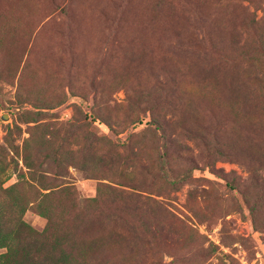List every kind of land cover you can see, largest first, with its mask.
Segmentation results:
<instances>
[{
    "label": "rangeland",
    "instance_id": "obj_1",
    "mask_svg": "<svg viewBox=\"0 0 264 264\" xmlns=\"http://www.w3.org/2000/svg\"><path fill=\"white\" fill-rule=\"evenodd\" d=\"M155 101L163 131L146 125ZM263 121L264 0H0V188L15 185L0 201L18 197L33 229L14 244L74 235L110 264H264L249 210L264 181L240 158L264 179L247 138Z\"/></svg>",
    "mask_w": 264,
    "mask_h": 264
},
{
    "label": "trees",
    "instance_id": "obj_2",
    "mask_svg": "<svg viewBox=\"0 0 264 264\" xmlns=\"http://www.w3.org/2000/svg\"><path fill=\"white\" fill-rule=\"evenodd\" d=\"M252 3L250 2V5ZM256 23H251L252 28L255 29ZM251 28V29H252ZM250 77V76H249ZM248 77V78H249ZM253 79L256 80V77H253ZM233 90V88H232ZM248 96V93H246V97ZM159 106L157 105L156 101L153 102L150 105L149 111L150 113V119L147 121L146 125L149 127H153V129H159L160 131L164 130V118L162 119L159 114L157 113ZM135 123L141 124V120L137 117L135 119ZM134 123V124H135ZM258 123L256 124V126ZM255 127V126H254ZM255 133H253L252 138L247 136L250 143L255 142L258 138L260 140V143L264 145V121L260 123L259 127L254 130ZM218 154L222 157H225L229 154H225L222 151H218ZM176 155V154H175ZM240 158L247 159L246 161H241L243 166L247 169L248 172V179L252 180L253 182H257L258 180L264 181V179H260V174L257 172V167L254 166V162L256 160L253 158L252 155L249 154L247 156H243ZM167 161H169L167 158H165ZM244 159V160H245ZM167 161L165 162L162 159V172L166 173V170L164 166L167 164ZM260 162L264 164V159H262ZM25 165L28 166V164L25 162ZM194 167L186 168L181 174L179 178H175L172 181L173 185H178L181 182H185L191 175ZM230 189H238L235 185H227ZM15 191V185L11 186L9 188L3 189L0 188V195L1 194H8L13 193ZM110 197H115L117 199L123 200L126 202V200H133L136 203H141L142 198L134 197L135 195L133 193L123 192L119 190L110 189L109 190ZM50 194L44 195L43 197L47 198ZM138 198V202L136 200ZM88 203V202H87ZM86 206V204H85ZM15 210V211H14ZM251 215H255V213L261 212L264 214V205L261 207L260 205H252L249 207ZM24 211L23 203H21V200L18 199V197H11L7 201V203H3L0 201V247L8 249V252L10 250L11 256L18 253L19 250H21V261H16L15 264H110L109 254L105 250L99 251L94 250L90 251L86 244H78L77 237L74 235L70 236H57L52 240V244L47 246L44 242L39 243V239H33L29 244L22 246L21 244H14L15 238L11 237V234H19L23 231V229H28L31 233L33 230L31 227H28L25 223L19 220V218H14L12 216L13 213L17 216L18 214H22ZM168 212V211H167ZM100 217L105 221L108 219L109 215L106 214L105 211L100 210ZM43 217L47 218L46 215H43ZM78 220V221H77ZM76 220L75 225V231L77 233L78 230H80L83 227V220L81 218H78ZM103 222V221H102ZM15 225L16 230H10L11 227ZM11 226V227H10ZM28 233V232H27ZM118 238H121L122 236H117ZM105 246L108 247L110 240H104ZM131 242H128L126 244V248H131ZM19 245V247H18ZM104 246V247H105ZM28 248V249H27ZM27 249V250H26ZM92 249V248H91ZM90 253V254H89ZM0 257H3L0 255ZM7 257V255H6ZM5 257V258H6ZM17 257V255H16ZM15 257V258H16ZM100 259V261L98 260Z\"/></svg>",
    "mask_w": 264,
    "mask_h": 264
},
{
    "label": "water",
    "instance_id": "obj_3",
    "mask_svg": "<svg viewBox=\"0 0 264 264\" xmlns=\"http://www.w3.org/2000/svg\"><path fill=\"white\" fill-rule=\"evenodd\" d=\"M1 120H5V117H1Z\"/></svg>",
    "mask_w": 264,
    "mask_h": 264
}]
</instances>
